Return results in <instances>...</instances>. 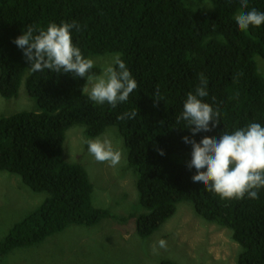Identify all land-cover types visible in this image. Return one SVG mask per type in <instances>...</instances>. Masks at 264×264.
<instances>
[{
  "label": "trees",
  "instance_id": "1",
  "mask_svg": "<svg viewBox=\"0 0 264 264\" xmlns=\"http://www.w3.org/2000/svg\"><path fill=\"white\" fill-rule=\"evenodd\" d=\"M207 1L211 9L203 8V0H0V96L15 98L24 80L38 107L0 116V171L18 176L33 193L46 194L0 240V257L71 225L91 226L111 217L92 205L88 174L64 160L62 144L73 126L85 127L87 138L114 126L145 210L136 217L139 237L170 219L179 203L189 202L200 217L231 231L241 249L236 264H264V188L258 199H221L194 183L196 170L187 167L191 145L183 137L199 142L252 122L264 126V78L255 62L257 56L264 59V24L241 32L234 20L240 0ZM250 9L264 12V0H249L245 11ZM72 21L81 26L71 30L73 44L86 58L119 53L137 82L116 108L91 101L82 91L84 78L32 73L13 43L28 25ZM91 73L101 70L94 66ZM201 73L208 92L203 100L219 111L220 122L193 136L177 117ZM134 109V119H117Z\"/></svg>",
  "mask_w": 264,
  "mask_h": 264
},
{
  "label": "rangeland",
  "instance_id": "2",
  "mask_svg": "<svg viewBox=\"0 0 264 264\" xmlns=\"http://www.w3.org/2000/svg\"><path fill=\"white\" fill-rule=\"evenodd\" d=\"M203 8L211 9L207 0H203ZM115 55L89 58L102 72ZM255 62L264 78V59L257 56ZM37 110L36 100L29 96L24 80L15 98L6 100L0 96V116ZM99 137L111 139L114 147L122 151L117 166L96 162L88 153L83 143L87 138L83 126L66 130L62 157L84 167L92 184V205L106 210L111 217L91 226L71 225L42 243L13 249L0 257V264H161L163 260L176 264H236L241 249L233 241L231 231L200 217L189 202L179 203L170 219L146 237H139L136 217L145 210L139 205L136 177L128 166L123 140L114 126ZM45 197L44 193L30 191L18 176L0 171V240L16 222L39 207ZM159 239H164L167 247L157 245L153 251Z\"/></svg>",
  "mask_w": 264,
  "mask_h": 264
},
{
  "label": "clouds",
  "instance_id": "3",
  "mask_svg": "<svg viewBox=\"0 0 264 264\" xmlns=\"http://www.w3.org/2000/svg\"><path fill=\"white\" fill-rule=\"evenodd\" d=\"M249 0H240V10L234 17L241 32L251 27L264 24V12L248 8ZM76 21L61 22L59 25L50 22L46 27L28 25L26 30L13 43L23 51L26 62L32 73L49 70L56 74H72L84 78L86 84L82 91L88 94L96 104L108 103L116 108L126 102L131 93L137 89V82L132 77L125 62L117 53L110 64L100 74L91 73L94 63L86 58L79 47L72 41L71 30L80 31ZM207 80L200 74V84L194 92H188L183 102V110L177 121H186L185 128L195 136L200 132L212 131L219 120V111L204 102L208 96ZM157 101H159L157 99ZM137 110L117 116L118 120L134 119ZM211 124V127L209 125ZM191 145L189 169L196 170L191 177L194 183L200 182L204 189L221 199H258L260 189L264 188V126L249 123L245 127L230 133L221 134L218 138L204 136L199 142L190 137H183ZM83 143L88 153L96 162L117 166L122 159V151L114 147L111 139L104 137L86 138ZM163 155V150H159ZM166 248L167 242L159 239L153 245Z\"/></svg>",
  "mask_w": 264,
  "mask_h": 264
}]
</instances>
